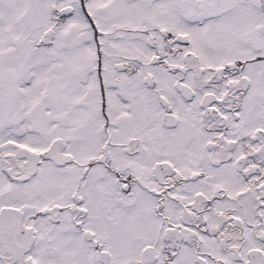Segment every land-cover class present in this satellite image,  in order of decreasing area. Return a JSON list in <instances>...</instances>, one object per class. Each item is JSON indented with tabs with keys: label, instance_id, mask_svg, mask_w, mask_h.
Returning a JSON list of instances; mask_svg holds the SVG:
<instances>
[{
	"label": "snow or ice",
	"instance_id": "6c2138e0",
	"mask_svg": "<svg viewBox=\"0 0 264 264\" xmlns=\"http://www.w3.org/2000/svg\"><path fill=\"white\" fill-rule=\"evenodd\" d=\"M0 264H264V0H0Z\"/></svg>",
	"mask_w": 264,
	"mask_h": 264
}]
</instances>
